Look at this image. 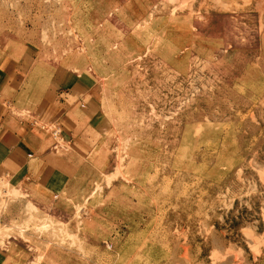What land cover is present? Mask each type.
<instances>
[{
  "label": "rangeland",
  "instance_id": "rangeland-1",
  "mask_svg": "<svg viewBox=\"0 0 264 264\" xmlns=\"http://www.w3.org/2000/svg\"><path fill=\"white\" fill-rule=\"evenodd\" d=\"M7 44L102 136L53 190L1 173L0 264H264V0H0Z\"/></svg>",
  "mask_w": 264,
  "mask_h": 264
},
{
  "label": "crops",
  "instance_id": "crops-1",
  "mask_svg": "<svg viewBox=\"0 0 264 264\" xmlns=\"http://www.w3.org/2000/svg\"><path fill=\"white\" fill-rule=\"evenodd\" d=\"M1 55L0 175L11 186L53 190L56 182L77 176L100 142L101 131L85 116L86 101L75 100L70 70L41 68L33 61L28 65L29 56L15 45L7 44ZM30 58L37 63L36 57ZM52 121L67 141L63 152L41 128Z\"/></svg>",
  "mask_w": 264,
  "mask_h": 264
},
{
  "label": "built area",
  "instance_id": "built-area-1",
  "mask_svg": "<svg viewBox=\"0 0 264 264\" xmlns=\"http://www.w3.org/2000/svg\"><path fill=\"white\" fill-rule=\"evenodd\" d=\"M41 128L45 130H50V132L52 133L54 137H58L60 135V130L57 124L55 123H48V124L42 125Z\"/></svg>",
  "mask_w": 264,
  "mask_h": 264
}]
</instances>
